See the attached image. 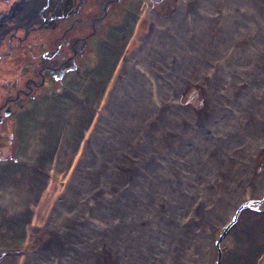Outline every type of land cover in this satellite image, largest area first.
Wrapping results in <instances>:
<instances>
[{
  "label": "rangeland",
  "instance_id": "374dc122",
  "mask_svg": "<svg viewBox=\"0 0 264 264\" xmlns=\"http://www.w3.org/2000/svg\"><path fill=\"white\" fill-rule=\"evenodd\" d=\"M161 1L64 0L62 22L45 23L36 35L59 28L54 44L49 39L44 49L60 44L62 60L72 61L56 80L57 89L28 69L21 73V49L1 59L0 64L16 66L11 65L12 78L0 83L16 76L14 84L27 90L24 82L33 79L31 95L43 93L17 112L13 104L27 96H17L13 84L0 89V104L15 98L9 102L14 115L0 124V255L11 251L0 264H26L31 235L64 201L55 233L61 235L52 244L39 236L29 264H45L43 259L58 255L62 264H217L218 253L219 264L262 263L264 199L258 192L263 187L257 198L239 202L237 197L251 184L245 183L249 177H264V0H184L180 8L179 0ZM163 3L168 15L190 27L185 36L169 21L151 31V14L165 12ZM135 50L121 75L124 58ZM198 52L202 64H190L187 55ZM34 66L38 70L40 64ZM152 66L156 77H148ZM203 76L215 105L205 103L207 92L205 102L200 97ZM186 81L191 85L173 99L170 86L175 90ZM117 84L121 89L112 100ZM147 93L159 106L158 128L172 126L170 134L177 135L168 144H175L181 157L162 161L146 144L140 147L141 137L157 142L163 134L148 127L146 136L140 135L135 100L143 102ZM175 123L179 130L174 132ZM228 125L244 133L240 143L227 141ZM128 133L140 137L134 140ZM139 152L145 156L132 157ZM113 153L125 182L114 198L98 204L105 189L103 170ZM166 169L167 174L173 170L170 179H190L195 186L190 196L167 197L158 185L143 194L153 175ZM75 179L83 183L79 192Z\"/></svg>",
  "mask_w": 264,
  "mask_h": 264
},
{
  "label": "bare ground",
  "instance_id": "6f19581e",
  "mask_svg": "<svg viewBox=\"0 0 264 264\" xmlns=\"http://www.w3.org/2000/svg\"><path fill=\"white\" fill-rule=\"evenodd\" d=\"M170 1H173V0H170ZM179 1H181L180 5H179V8H180L181 5L184 3V0H179ZM161 2H163V1H161ZM153 3H159V2L155 1ZM163 5L165 7V3H163ZM220 6H221V4H220ZM164 10H165V12H162V13L161 12H155L154 14L153 13L151 14V18H152L151 31L153 32L158 27L163 26V24L165 22L167 23L169 21L168 23L170 25H173L174 23H178L180 26V30L176 26H173V27H175L182 35L185 36L186 30L190 27H187V24L183 21L178 22L177 20H174L173 16H170L167 14L168 11H167L166 7ZM216 10H218L217 5H216ZM213 27L217 28L218 26L217 27L213 26ZM160 30L161 29H159L158 31H160ZM217 30H218V28H217ZM213 34H215V33H213ZM145 38L141 39L142 45L144 44ZM163 51H166V50L164 49ZM136 56H137V50L133 51L127 57L124 58V64L122 66L123 70H121L122 72H120L121 75H123L125 70L129 67L130 63H132L134 61ZM187 58H188V61H191L190 64H202L200 52L193 53L191 55H187ZM151 63H152V61L150 59V61L147 62V64H151ZM176 63H178V62L176 61ZM184 63L185 62H183L182 64H184ZM149 70L151 73L148 72V77H151V76L156 77L155 71H154V66L150 67ZM157 78L161 79V80L165 79L161 75H159V77H157ZM191 81H193V80H191ZM198 82H199V85L197 86L198 87L197 89L199 91V94H200L202 101L205 102L204 98H205V94L207 92L208 97H209L208 98L209 101H207L205 103L210 102L209 104L215 105L214 95L210 94L209 93L210 91L208 92L207 91L208 89L204 86V82H205L204 76L201 78V80L198 79ZM190 85H191L190 82L187 83V81L184 83H179V85H178L179 89L177 88L175 90H174V87L170 86L173 90V92H172L173 99L179 100L181 95L187 90L188 86H190ZM140 88H141V85H139V89ZM120 89H121V87L119 88V84L114 86V88L112 90L113 91L112 97H111L112 100L115 98V92H119ZM149 94H150V92H149ZM154 103L155 102L151 101L150 96H148V93L146 94L143 102H140L139 98H137L135 100V105L138 107V110H137L138 119L137 120H140L142 123V125L137 126L139 128L140 135L144 131V128H148V127H151L154 130H155V128H157L161 131V133L163 132V134H159L160 138L157 142L149 140L146 137L150 141V142H148L145 138L141 137L142 144H140V147L142 148L143 145L146 144L149 149L152 148L154 150V155L155 154L157 155L155 157L161 159L162 161H165L169 157H181V154H179L175 148V144H168V139L170 137H172L173 141L177 138V135L170 134V130H172V126L168 125V126L158 128V124H159V121H160L162 116L160 115V112L158 109L159 106L157 107ZM177 106L178 105L176 104V107ZM185 109L191 111V109L188 107H185ZM171 116L178 119L177 113H174ZM240 122L243 124V121H240ZM241 123H239L240 126H242ZM222 127L226 128L225 126H222ZM178 130H179V124L175 123L173 126V131L175 132ZM226 130H227V141L232 145L240 143L243 139V138L241 139V135L243 137L244 133L245 134L249 133V128H248L247 124L244 125V128H243L244 133L242 132L241 135L231 125H228ZM146 134L147 133H145V131H144L145 136H146ZM128 135L131 139H134V140H137L140 137V136L133 135L130 133H128ZM244 137H245V135H244ZM238 138H240L241 140ZM233 140H236V141L233 142ZM118 148L116 149L117 152L119 151ZM211 150L213 151V154L216 153V148L212 147ZM140 155H141V152H139L138 154H136L132 157L138 158ZM116 156H118V155L113 153L110 156L113 159V161L106 162V165H105L106 170H103V172L105 171L104 182H103L105 189H103L102 194L98 195V196H101L98 204H100L103 200L109 201L111 198H114L116 193H117V188L123 182H125V181H121V177H120L121 174H120V171H119L117 164H116V163H118L117 161H119V160L116 158ZM144 156H140V157H144ZM89 158H90V156H89ZM211 163H213V162L211 161ZM118 165H119V163H118ZM172 171L169 172V174H167L168 170L166 169V170L162 171L161 173H157V174L153 175V177L151 179L152 182L149 184V189L147 187L142 189L143 194L146 193L147 191L151 190L154 186L156 187V185H158L159 187H161L163 189V193L167 194V197H171V198L175 199V198H179V197L190 196L191 187H195L192 184V182H190V179H187V178L181 176L179 178H174V179L171 178L172 179L171 180L169 176L172 173ZM77 178L79 180V177H77ZM251 178L252 177H249L245 181V183H247V185H248V183H251V184L248 185L247 189H245L243 193L239 194V196L237 197V200L239 199V202L246 201L247 199H249V197L257 198V196H255L254 194L257 193V191L260 190L262 187H263V189L260 190L258 193H260L259 194L260 196H264V177L261 179H256V180L254 178H252V179ZM76 179H75V182H76ZM78 180H77V182H78ZM75 182L73 184V187L75 185ZM77 182H76L77 186H76V188L74 187V189L77 192H79V187L81 185H83V183H80L81 181L79 183H77ZM72 190H71V192H72ZM68 192H70V191H68ZM61 201H62V199H61ZM58 203L56 204V206L52 210V212H51V214L47 220V223L44 225V227L42 229L35 230L34 233L31 235V245L26 252V255H27L26 264H29L31 262V256H32L33 249H34L33 247L35 246V244H37L35 242L37 241L36 239L39 238V236L44 238L41 241H43L47 244H52L61 235L60 233L55 235V233H56V225L59 222V220L61 219V215L65 209V207H64L65 201L63 202V204H62V202L60 204H58ZM109 211L110 210L107 211L108 216L111 217L112 213H111V211L110 212ZM84 213H85V210H83V211L81 210V216ZM72 214H75V212H73ZM117 220H118V218H116L112 222H116ZM105 224L109 225L107 223H105ZM71 225H74V223H72ZM65 226H67V225H65ZM51 235H52V238H51ZM100 241H104L107 243V241L104 238L100 239ZM59 244H60V242H57V245H59ZM43 261L45 262V264H62V256L58 255L57 258L55 257L54 259L51 257L50 261H49V258L43 259ZM38 264H41V263L38 262ZM261 264H264V259H263Z\"/></svg>",
  "mask_w": 264,
  "mask_h": 264
},
{
  "label": "flooded vegetation",
  "instance_id": "af4514ba",
  "mask_svg": "<svg viewBox=\"0 0 264 264\" xmlns=\"http://www.w3.org/2000/svg\"><path fill=\"white\" fill-rule=\"evenodd\" d=\"M63 3L64 0H0V61L4 57H10L13 52H19V49H21L22 53H25L23 56H20L22 62L25 63L23 64L21 73L24 74V69H28V73L32 75L37 74L41 77L42 81L47 80V82L52 83V88L54 89H57V85H55L57 82L56 80H60L62 76L66 75L62 74V72L72 61H70V58L68 61L62 60L60 44L59 49H44L49 39L54 44L57 39L59 28H47L43 30V36L36 35H38V28L44 27L45 23L55 26L56 22H62ZM7 21H12L16 24L11 25V22L6 24ZM33 31L36 32L32 34L34 36L30 38L29 44H27L25 41L28 40L30 32ZM49 35L53 37L50 38ZM37 37H40V42H37ZM31 53L36 54L31 58L28 55ZM46 63L48 64L45 65ZM34 64H40L38 70L35 69ZM11 65L16 66V64H9V62L0 64L1 80H3L4 77L12 78L11 72L13 70H11ZM15 79L16 76L13 79H7L5 80L6 82L0 83V89L4 90L5 87L13 84L12 88H14L17 96L19 93H24L27 96V101L25 100L13 104L14 108L17 109L16 111L20 112L28 109L30 104L37 100L38 95H42L43 89L31 95L33 89L32 83H35L32 81L33 79H27L24 82L27 90L19 88L17 83L14 84ZM1 98L2 94L0 93V99ZM14 99L10 100L6 98L3 103L0 104V124L5 118H11V116L14 115V110H12L13 106L9 105V102ZM13 123H15V120L11 119V125Z\"/></svg>",
  "mask_w": 264,
  "mask_h": 264
},
{
  "label": "water",
  "instance_id": "95a60500",
  "mask_svg": "<svg viewBox=\"0 0 264 264\" xmlns=\"http://www.w3.org/2000/svg\"><path fill=\"white\" fill-rule=\"evenodd\" d=\"M117 80H118V79H117ZM110 95H111V93H110ZM89 142H90V139L87 140V142H86V145H85V151H87V148H88ZM67 190H68V189H67ZM67 190H66V191H67ZM262 197H263L262 199H264V196H262ZM58 204H60V202H59ZM243 206H244L243 204L238 206V209L236 210V212H235V214H234V217H233L232 221L230 222L229 225L226 226V228L224 229V231H223L221 237H222L223 235L226 234V232L228 231L230 225L236 220L237 212H238L240 209H242ZM217 244H218V242L215 243L216 246H217ZM10 252H11V251H6V252L2 253V254L0 255V260H1L2 257L8 255ZM219 261H220V253H218L217 264H219Z\"/></svg>",
  "mask_w": 264,
  "mask_h": 264
}]
</instances>
